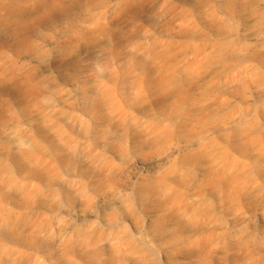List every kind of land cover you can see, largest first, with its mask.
I'll return each instance as SVG.
<instances>
[{"label":"clouds","instance_id":"1","mask_svg":"<svg viewBox=\"0 0 264 264\" xmlns=\"http://www.w3.org/2000/svg\"><path fill=\"white\" fill-rule=\"evenodd\" d=\"M0 264H264V0H0Z\"/></svg>","mask_w":264,"mask_h":264}]
</instances>
